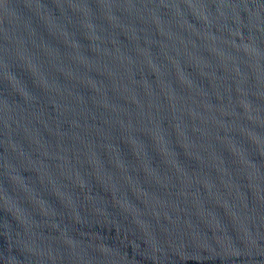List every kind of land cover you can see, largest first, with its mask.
<instances>
[{
  "label": "water",
  "instance_id": "95a60500",
  "mask_svg": "<svg viewBox=\"0 0 264 264\" xmlns=\"http://www.w3.org/2000/svg\"><path fill=\"white\" fill-rule=\"evenodd\" d=\"M0 234L264 264V0H0Z\"/></svg>",
  "mask_w": 264,
  "mask_h": 264
}]
</instances>
